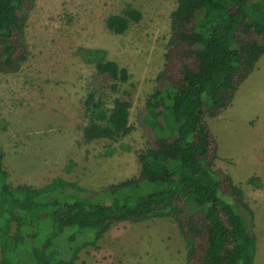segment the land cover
I'll return each instance as SVG.
<instances>
[{
    "label": "trees",
    "instance_id": "16d2710c",
    "mask_svg": "<svg viewBox=\"0 0 264 264\" xmlns=\"http://www.w3.org/2000/svg\"><path fill=\"white\" fill-rule=\"evenodd\" d=\"M174 1L165 64L141 118L153 144L137 156L138 175L95 195L60 178L41 188L13 187L0 149V264H76L112 227L165 218L185 242V264H254V213L241 188L215 168L218 143L206 118L230 107L264 56V0ZM34 5L0 0L2 75L18 73L28 60L25 30ZM141 19L127 6L105 26L122 35ZM92 55L107 91L119 95L107 107L106 93L90 91L82 141L114 143L131 133V97L120 92L130 76L102 52Z\"/></svg>",
    "mask_w": 264,
    "mask_h": 264
},
{
    "label": "rangeland",
    "instance_id": "374dc122",
    "mask_svg": "<svg viewBox=\"0 0 264 264\" xmlns=\"http://www.w3.org/2000/svg\"><path fill=\"white\" fill-rule=\"evenodd\" d=\"M127 6L141 12V21L122 35L109 32L105 20ZM175 7L174 0H35L25 30L28 60L18 73L0 74V149L10 185L41 188L60 178L95 195L138 175L137 156L153 144L141 118L165 64ZM96 51L128 71L120 92L131 97V133L84 144L90 91L106 93L107 107L119 95L97 75ZM219 117L206 118L218 143L215 168L241 188L253 211L255 264H264V76L247 81ZM97 246L83 249L76 264H185L172 219L114 226Z\"/></svg>",
    "mask_w": 264,
    "mask_h": 264
},
{
    "label": "crops",
    "instance_id": "0c3cea01",
    "mask_svg": "<svg viewBox=\"0 0 264 264\" xmlns=\"http://www.w3.org/2000/svg\"><path fill=\"white\" fill-rule=\"evenodd\" d=\"M259 76H264V56L257 62L256 64V67L253 71V73L247 78V80L240 86V88L238 89L236 95L241 91V89L245 86V83L251 79L253 80H256ZM222 116V114H221ZM221 116L219 118H221ZM218 119V118H216ZM212 133L214 134L215 136V133L212 131ZM218 156H219V152H218ZM219 158V157H218ZM218 160V159H217ZM216 160V161H217ZM263 168V167H261ZM259 178H262L260 176H257ZM257 253H258V249H257V241H256V254H255V257L257 256ZM255 260L256 258L254 259V264H255Z\"/></svg>",
    "mask_w": 264,
    "mask_h": 264
}]
</instances>
